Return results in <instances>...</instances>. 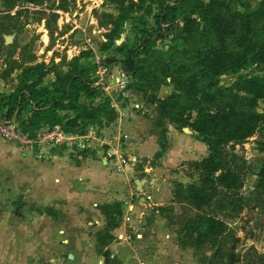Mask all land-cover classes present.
Listing matches in <instances>:
<instances>
[{"label":"trees","instance_id":"1","mask_svg":"<svg viewBox=\"0 0 264 264\" xmlns=\"http://www.w3.org/2000/svg\"><path fill=\"white\" fill-rule=\"evenodd\" d=\"M174 1L139 0L122 4L113 33L119 35L120 24L130 14L141 9L150 12L151 6L158 5L162 9L156 15L159 25L168 22V29H172L177 19L182 20L176 37L181 43L162 49L158 46L162 34L148 30L141 36L139 46L120 44L115 52L121 57L110 54L101 64L111 67L120 63L131 78L128 88L141 91L147 103L156 105L154 126L161 145L157 157L167 147L169 125L180 130L189 127L198 140L208 145L210 152L192 163L198 171V180L186 187L178 183L175 190L176 198L195 213H183L186 218L176 216L171 223L178 225L182 248L191 247L195 253L212 251L210 256H204L203 264H220L225 257V264H236L240 256L234 246H227L233 234L228 224L210 210L217 208L237 214L251 200L242 193L248 166L236 149L257 133L264 138V110L260 109V104H264V71L244 73L250 65L264 68V0L256 8H252L249 0ZM10 18H14L11 13L0 14V49L2 33L12 30L4 22ZM142 19V16L137 18ZM113 42L108 39L102 49L110 51ZM92 56L93 50H81L68 60L66 71H55V80L47 88L41 85L49 70L46 64L26 66L15 90L10 94L0 92V114L12 117L17 112L23 128L31 131L59 123L68 131L83 133L91 125L101 128L111 124L117 113L111 96L94 85L98 64L89 62ZM236 74L232 84L221 83L223 76ZM168 83L173 85V91L159 97L156 91ZM259 147L264 151V139ZM53 150L62 154L57 148ZM81 153L84 157L91 154L87 150ZM257 175L254 193L256 198H261L264 163ZM100 208L108 224L97 233L96 249L103 255L105 264H117L108 245L115 238L111 231L119 225L124 210L120 202ZM159 209L164 211L163 207ZM45 211L55 214L48 207ZM260 258L264 264V254ZM246 264L258 262L252 260Z\"/></svg>","mask_w":264,"mask_h":264},{"label":"rangeland","instance_id":"2","mask_svg":"<svg viewBox=\"0 0 264 264\" xmlns=\"http://www.w3.org/2000/svg\"><path fill=\"white\" fill-rule=\"evenodd\" d=\"M138 1L0 0V14L11 13L14 17L4 21L12 30L10 33H2L4 40L0 49V89L9 92L16 86V81L26 66L41 62H44L49 69L41 84L47 88L54 82L56 70L66 71L68 69V50L81 51L90 48L92 44L101 54L104 51L102 44L108 39L114 40L113 47L108 54L112 53L116 56V46L127 44L130 47H137L141 42V36L148 30L162 34L163 37L158 39V46L162 49H167L171 44L181 43L176 37L180 33L182 20L177 19L172 29H168V22L163 23L162 26L159 25L156 23V15L160 14L162 9L158 5L151 6L150 12L141 9L130 14L120 24L119 35L113 33L121 14V5ZM261 1L249 0L252 8H256ZM170 2L175 1L170 0ZM55 14H58L57 18ZM138 16H142V21L137 20ZM135 25L138 28L134 29ZM5 35H12L13 41L7 44ZM118 55L121 57L120 53ZM55 64L60 65L55 67ZM260 70L264 71V68L260 69L256 65H250L244 73L257 74ZM116 76H119L118 72ZM236 79L237 74L223 76L221 83L230 85ZM110 85L114 88L117 86L115 79L110 81ZM172 91L173 85L168 83L162 85L156 94L159 97H165ZM113 97L120 98L121 96L119 92H116ZM124 100L126 107L131 111L132 100L130 98ZM260 109L264 110V104H260ZM263 139L261 134L257 133L236 149L248 166L242 193L251 198L249 204L237 214L217 208L215 211L210 210L228 224L233 234L227 246L228 248L234 246L235 252L239 254L240 259L236 264H246L252 260L261 264L260 256L264 254V195L256 198V193H254L257 173L264 163V151L259 147V142ZM14 145V143L5 142L0 136V205L2 203L9 205L0 209V211L6 210L0 219V264H64L63 260L67 261V255L61 252L62 247L57 246V243L48 245L45 241L38 242L34 239L37 238L35 230L27 233V228L31 226L30 214H42L43 211L36 206V201L31 195L32 184L28 185V177L36 178L40 174L45 175L57 170L51 160L53 154H47L43 159L36 155H29L24 162V156L18 150L11 151L12 147L15 149ZM13 152L15 157H13ZM195 170L192 177L197 181L198 171L196 168ZM8 173H11L12 177L5 176ZM27 187L30 189L27 190ZM8 196H19V199L10 203L8 200L11 199ZM14 211L22 217L15 216ZM178 212V215H174V219L176 216L183 217L184 215H181L183 213H195L194 210L182 204L178 207ZM178 231L179 228H177V233ZM188 248L192 250L189 258L180 264H203L204 256L212 254L210 249L195 253L193 248ZM58 258L61 260L58 261ZM225 260H227L226 257ZM224 261L220 264H225ZM97 264L105 263L98 262Z\"/></svg>","mask_w":264,"mask_h":264},{"label":"crops","instance_id":"3","mask_svg":"<svg viewBox=\"0 0 264 264\" xmlns=\"http://www.w3.org/2000/svg\"><path fill=\"white\" fill-rule=\"evenodd\" d=\"M88 49L93 50L91 58H94H90L89 62L97 63L98 68L104 57L110 55L109 51H103L101 56L92 44ZM79 53L68 50V59ZM17 83L18 80L16 86ZM16 86L9 92L2 89L0 92L10 94ZM128 96L132 102L138 101L144 105L143 109L133 113L124 126L127 144L124 145L125 156L139 161L135 165V176L129 172H117L95 152L84 157L58 148L63 155L54 150L50 153L53 154L51 160L57 170L36 178L28 177V185H33L31 195L36 206L43 211L42 214H30L31 226L27 228V233L35 230L37 238H33L38 242L45 241L48 245L57 243L62 247L61 252L67 255L64 264L104 263L103 255L98 254L96 249L97 233L104 231L108 224L100 206L114 202L122 204L124 213L119 225L111 231L115 238L108 248L119 264H180L189 258L192 251L180 246L178 225L171 223L174 215L179 214L178 207L182 204L177 200L175 190L178 183L186 187L196 182L192 177L196 171L192 163L209 153L208 145L198 140L194 131L187 132L184 128L180 130L169 125L167 147L162 156L157 157L161 145L158 129L154 126L156 105L147 103L143 93L137 89H129ZM82 101L88 103L85 98ZM14 144L15 149L12 147L11 151L18 150L24 156V162L29 155L34 156ZM10 174L5 176L12 177ZM136 178L142 181L140 186ZM47 207L55 214H48L45 211ZM160 207L164 211H160ZM126 214H129V218L124 219ZM125 231L131 235V239L119 240L118 235ZM69 254H72V258Z\"/></svg>","mask_w":264,"mask_h":264},{"label":"built area","instance_id":"4","mask_svg":"<svg viewBox=\"0 0 264 264\" xmlns=\"http://www.w3.org/2000/svg\"><path fill=\"white\" fill-rule=\"evenodd\" d=\"M116 72L119 76H116ZM94 85L100 87L104 93L111 96V103L116 110L115 120L104 127L96 125L89 126L83 133L66 130L62 124L43 125L31 131L25 130L21 125L17 112L12 117L0 114V134L11 142L16 143L25 152L44 158L55 148L70 151L73 154L82 155V151L95 152L105 159L106 164H111L114 170L120 173H128L127 164L135 165L139 162L137 158L126 157L124 145L126 144L125 124L132 117L133 113L143 109L144 105L138 101H133L132 110H128L125 100L128 96V85L131 78L122 66L107 67L100 64L95 72ZM115 79L116 87L110 85V81ZM119 92L122 97H113ZM124 219L129 218V214L124 215ZM119 240H130L129 233L122 232L118 235Z\"/></svg>","mask_w":264,"mask_h":264},{"label":"water","instance_id":"5","mask_svg":"<svg viewBox=\"0 0 264 264\" xmlns=\"http://www.w3.org/2000/svg\"><path fill=\"white\" fill-rule=\"evenodd\" d=\"M12 41H13V36L12 35H5V42L7 44L11 43ZM184 130L187 131V132H193V130L190 129L189 127H185ZM209 152H210V150H209ZM127 168L130 169V170L128 169L127 171L129 173H131L133 176H135L134 175L135 174L134 173V169H135L134 165L127 164ZM136 182H137L138 186L142 184V181L140 179H138V178H136ZM69 257L72 258V254H69Z\"/></svg>","mask_w":264,"mask_h":264},{"label":"flooded vegetation","instance_id":"6","mask_svg":"<svg viewBox=\"0 0 264 264\" xmlns=\"http://www.w3.org/2000/svg\"><path fill=\"white\" fill-rule=\"evenodd\" d=\"M8 198L11 199V200H8V202L14 203L15 201H17L19 199V196H8ZM22 199H24V198H22ZM5 206H9V205L8 204H5V203H2L0 205V209L3 208V207H5ZM5 211H6L5 209L3 211L2 210L0 211V219H2ZM13 214L15 216H17V217L18 216L22 217V215H18L17 213H15V211L13 212Z\"/></svg>","mask_w":264,"mask_h":264}]
</instances>
